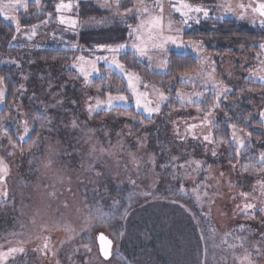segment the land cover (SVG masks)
Wrapping results in <instances>:
<instances>
[{
	"label": "rangeland",
	"instance_id": "1",
	"mask_svg": "<svg viewBox=\"0 0 264 264\" xmlns=\"http://www.w3.org/2000/svg\"><path fill=\"white\" fill-rule=\"evenodd\" d=\"M55 1L56 5L61 2ZM79 1L64 0L66 3L72 2L74 7L71 11L58 13V18L64 15L76 19L77 28L73 30L62 25L58 19L57 33L50 31L48 40L61 39L68 44V39L61 32L65 35L77 34L84 29L103 28L115 23L110 17L103 20L77 18ZM89 1L105 5V0ZM124 1L120 0L117 4L116 0H108L105 7L115 10V16L123 25L130 24L129 17L135 15L138 24L136 27L130 25V31L138 27L141 19L151 18L135 11V7L140 6L137 0H130L133 2L132 12L123 9ZM0 3L7 4L8 0H0ZM159 3L163 4V36L173 37L175 42H163L159 36L149 40L145 27L141 30L147 44V55L144 56L133 47L140 44L135 34L129 35L124 42L109 45H126L116 53L110 52L107 47H99L97 50L103 53L92 57L70 52L38 53L37 50L59 48L49 43L33 42L42 36L39 32L46 24L38 26L36 35L31 39L28 36L32 28L22 30L19 27L21 37L33 41L28 45L15 43L14 47L20 49L18 52L0 53V71L7 72L1 76L3 83L0 89H3L4 95L0 98V112L8 109V116L3 120L0 131V157L8 166L7 173L0 172V252H7L10 248L24 249L0 259V264H125L120 251L122 232L119 229L126 219L125 213L157 197L180 201L195 215L206 239L205 264H246L258 257L257 242L252 239L246 238L242 244L233 247L222 246V239L227 236L226 227L233 218H248L251 211L257 210L255 204L262 202L264 197L259 183L264 181V172L252 173L254 179L248 189L246 186H235V178L229 170L232 163L228 154H224L225 145L219 144L214 135H211L214 143H209L203 139L205 134L201 129L197 131L206 123H194L195 113L191 109H186L185 113L175 109L163 114L161 107L164 101L160 103V112L149 116L142 107L136 106V94L128 84L127 74L139 76L140 79L137 81L134 78L133 82L140 92L149 94L148 98L153 104L158 102L159 90L151 85L148 90L143 88L151 79V73L140 62L148 60L154 71L164 73L172 50L197 54L205 62L203 70L209 82L208 88L218 92L223 85L215 76L217 69L218 77L231 80L241 76L258 83L261 82L258 76H264V49L260 47L264 41L257 44L258 51L240 49V56L233 58L226 55L223 62L210 61L197 45L182 38L186 28L201 22L205 16L192 12V18L185 23L186 18L172 7L173 4L178 6L179 2L144 0V6L149 8L151 15L160 14ZM240 4H244L245 9H241ZM250 4L255 6L256 0H220L218 12L222 17L235 18L264 30V24L260 23L264 17L252 12L247 7ZM22 12H25L24 8L7 9V15L15 19H5L3 14L0 16L7 24L17 28L16 21H19ZM161 44L162 47L159 46ZM70 48V43L65 46L66 50ZM80 57L94 60L98 69L87 79L79 74L78 68L73 67L81 63ZM113 57L124 66L123 71L111 64ZM86 66L91 69V65ZM5 82L11 84L13 89L10 102L6 100ZM109 92L127 99L113 101L111 107L101 105L89 113L88 105L95 107L97 98L106 101ZM195 93L199 91L193 92V97H197ZM253 96L250 104L255 109H250L249 123L255 115H259V107L264 103V94L253 93ZM130 106L143 113L144 117L112 113L116 108ZM25 121L29 130L36 128L39 131L27 150L18 146L29 134L24 132ZM73 121L76 127H73ZM192 124L197 127L189 131L188 126ZM159 128L162 140L154 135ZM153 143L155 147H152ZM93 146L95 152L91 151ZM213 151L216 152L215 156L212 155ZM193 156H212L224 162L222 166L210 167L208 192L200 190L202 198L207 197L202 207L208 214L207 222L200 211L188 203L190 199L181 200L178 190H173L176 184L185 188V185L197 183L195 170L178 168L190 164ZM173 157L177 159L173 160ZM146 192L151 195H143ZM241 193H246L247 198ZM245 204L255 207L245 210ZM262 230L264 222L259 224V234ZM100 233L113 242V256L109 260L103 259L100 254L97 242ZM218 233L223 238H219ZM240 233L242 230L238 236ZM260 264H264V260Z\"/></svg>",
	"mask_w": 264,
	"mask_h": 264
},
{
	"label": "trees",
	"instance_id": "2",
	"mask_svg": "<svg viewBox=\"0 0 264 264\" xmlns=\"http://www.w3.org/2000/svg\"><path fill=\"white\" fill-rule=\"evenodd\" d=\"M175 1L180 3V0ZM219 1L183 0L184 3L194 7L200 6L207 9L209 15L204 17L201 22L191 24L186 28L182 32V38L197 45L207 59L215 60L216 63L223 62L226 55L233 58L236 55H242L240 49L251 48L258 51L257 44L264 41V30L257 26L247 25L235 18L220 16L218 12ZM132 3L130 0H125L122 4L123 9H132ZM55 6V0H40V4L28 1L27 11L20 13L19 27L22 30L33 28L34 25L46 24L39 32L42 36L35 41L32 40L35 44L49 43L51 46L59 47L51 50H37L38 53L41 51L70 52L92 57L95 54L103 53L97 50L100 45H115L128 40L129 26L136 27L138 24L135 15L129 17L130 24L123 25L119 22V17L115 16V10L106 8L94 1L80 0L76 9L77 18L103 20L110 17L115 20V23L103 28L84 29L77 34L65 35L61 32L60 34L68 39L71 46L69 50H66L65 46L69 43H63L61 39H47L50 37V31L57 33L58 12ZM44 21L48 22L43 23ZM32 41L23 39L21 34L17 32V28L7 24L0 16V53L18 52L20 49L14 47L15 43L24 42L25 45H28ZM203 62L192 51L183 53L172 50L168 56L164 73L154 71L148 60L140 62V64L151 73V79L147 81L146 85L148 87L151 85L168 97V100L162 103L161 112L163 114L175 109L185 113L186 109H191L195 113L193 122L201 123L205 114L208 113L209 105L218 103V107H215L208 116L211 124L204 123V127L197 128V131L201 129L205 135L211 133L219 144L225 145L226 152L224 154H228V159L232 163L229 170L235 178L233 184L237 187L246 186L248 189L254 179L252 173L261 172L260 169L264 168V163H258L259 154L264 153V119L260 115L264 113V103L259 107V115H255L253 121L249 123L250 109H255L250 101L254 98L253 93L264 94V83H257L241 76L228 80L218 77L219 70L217 69L215 76H217L218 82L223 85L222 87L230 89V91L223 92L217 102L216 95L220 92L214 88H208L209 82L204 74L205 62ZM217 67L218 65H216ZM6 74L7 72L0 71V77ZM225 80L227 82H224ZM4 86L8 94L6 100L10 102L13 98L11 94L13 89L8 82H5ZM148 87L143 86L147 90ZM198 91L202 97H193V92ZM189 95H191V100L188 99ZM227 100L229 101L227 102ZM230 107L233 109L229 110ZM112 113L144 117L143 113L134 106L116 108ZM7 116L8 109H3L0 112V131L3 120ZM233 124L236 125L237 137L245 141L246 146L244 148L238 149L237 142L232 140L233 130L230 126ZM161 128L154 133L160 137V140H162ZM28 133V137L23 140V143H18L20 149L27 150L39 135L36 128H31ZM152 147H155L154 143ZM237 151H239V155H237ZM161 161L164 162V160ZM195 161L200 162L198 168L193 163ZM223 164V160L217 157L193 156L190 164L178 166V168L188 167V171L195 170L198 181L196 184L185 185V188L176 184L173 190H178L181 200L190 199L188 203L200 211L206 222L208 214L202 210V207L204 198L207 197L202 198L200 190L204 189L208 192V179L211 176L210 167L222 166ZM245 165H255V167H249L245 171ZM197 193L200 196L199 200ZM255 206L257 210L251 211L248 218L240 216L232 219L226 227L228 232L225 238L222 237L221 233L217 235L219 238H223L222 246L233 247L242 244L246 238L257 242L258 257L251 264H260V261L264 260V230L259 234V224L264 222V197L262 202L256 203ZM119 229L122 232L120 251L125 264H205L207 245L201 225L195 215L180 201L157 197L145 204L136 205L129 210ZM241 230L242 234L240 233L241 236H238ZM246 264L249 263L246 262Z\"/></svg>",
	"mask_w": 264,
	"mask_h": 264
},
{
	"label": "snow or ice",
	"instance_id": "3",
	"mask_svg": "<svg viewBox=\"0 0 264 264\" xmlns=\"http://www.w3.org/2000/svg\"><path fill=\"white\" fill-rule=\"evenodd\" d=\"M120 0H116V3L119 4ZM36 4L40 3V0H35ZM137 4L140 5L139 7H135V11L140 13L142 16L144 15H148L151 18L148 20H144L141 19L138 27L136 29H132L129 32V35L132 36L133 34H135L137 36V39L140 40V44L137 45H133V47L137 48L140 55L144 56L147 55V44L144 41L143 36L141 35V30L145 29V27H147V32H148V39L149 40H153L155 38H157V36H159V38L163 41V42H167L168 40H172L173 42H175V38L173 37H165L163 36V4L159 3L157 4V6L159 7V11L160 14L158 15H151L149 8L147 6H144V0H137ZM27 6H28V0H8L7 4H3L0 3V14H3L5 16V19H15V17H9L7 15V9H18V8H24L25 11H27ZM104 6H108V0H105V5ZM56 7V11L59 12H64V11H71L74 7L72 2H64V0H61V2L55 6ZM172 7L174 8L175 11L180 12L186 19L184 20L185 23H187V19H191L192 17L190 16V13L192 12H196V13H203V15L205 17H207L209 15V12L207 9L200 7V6H192L190 4L184 3L183 0H180L179 5L177 6L176 4H173ZM239 7L241 9H245V5L244 4H240ZM247 7L251 8L252 12L254 13H258L261 17H264V0H256V5L252 6L251 4L248 5ZM127 12H132L133 9H127ZM51 15V14H49ZM243 18V17H241ZM59 23L62 25H66L69 28L75 30L77 28L78 25V21L72 17H66L64 15H60L59 16ZM48 21H44L43 23H47ZM103 21H101L102 23ZM261 24H264V20L260 21ZM17 24V32L20 31L19 28V21H16ZM38 27V25H34L32 28V32L31 35L28 36V39H31L32 36L36 35V28ZM169 28H171V21H169ZM157 30V31H153V30ZM27 35V34H26ZM15 38V37H14ZM157 45H153V47H156ZM160 47H162V44L159 45ZM73 47H76L75 45H73ZM99 47H107L108 50L112 53H116L118 51H120L121 49L125 48L126 45L124 44H120L116 47H111V46H107V45H100ZM260 47L262 49H264V44H261ZM81 63L80 64H76L73 65V67L78 68L79 70V74L83 75L85 77V79H87L88 76H90L93 72L98 71V69L95 68V61L94 60H85L84 57H80L79 58ZM97 59H104L107 61V57H98ZM111 64L115 65L116 67H118L119 69H121V71L124 70V66L122 64H119L117 62V60L115 59V57H113V59L111 60ZM86 65H91V69H89ZM214 71V69H213ZM127 74V73H126ZM128 75V84L129 86L133 89V91L136 94V106L138 108H143L144 111H146L149 116H151L152 114H156L160 112V103L163 101L168 100V97L165 96L162 92H157L158 95V102H156L155 104H153V101L151 99H149V94L147 92H140L137 87L136 84L133 82L134 78L135 80H139V76L132 73V74H127ZM211 75V74H209ZM184 78H190V77H184ZM258 79L264 83V76H258ZM3 83V77H0V84ZM145 87H148L147 85H145ZM217 87H220L219 85H217ZM230 91V89H227L226 87H223L220 89V93H218L216 95V101L218 102L220 100V95L223 92H227ZM4 95V91L3 89H0V98H2ZM197 97L202 96L201 93H195L194 94ZM91 99V98H90ZM127 99V97L125 96H113L111 94V92L108 93V98L106 101L104 100H100L99 98L96 99V103H95V107L92 104L88 105V111L89 113H92L93 111H95L96 109L100 108L101 105H108L109 107L112 106L113 101H125ZM189 100H191V95H189L188 97ZM57 103H62V101H57ZM218 107V103L216 104H212L209 105V109H208V113L205 114L204 120L201 122L202 124L206 123V124H211V121L208 119V116L211 114L212 110ZM262 119H264V113L260 114ZM25 128H24V132L25 134H27L29 132V128L27 127L28 122L25 121ZM142 123V122H141ZM76 122L73 121V127H76ZM197 127L196 124H192L188 126V130L191 131L192 129H195ZM232 128V140L237 142L238 145V149L239 148H244L245 145V141L241 138L237 137V133H236V125L233 124L230 126ZM249 135H251L249 133ZM20 139H23V137H20ZM203 139L209 143H214L211 133H209L208 135H205L203 137ZM92 152L96 151L95 146L92 147L91 149ZM101 152L104 151L103 148L100 149ZM212 155H216V152L213 151ZM237 155H239V151H237ZM177 159L176 157H173V160ZM196 167L198 168L200 166V162L199 161H195L193 162ZM258 163H264V153H260L259 154V160ZM233 167H235V165H233ZM249 167H255V165H245L244 166V170L247 171ZM261 172H264V168L260 169ZM0 172L3 173H7L8 172V166L4 163V160L2 157H0ZM97 175H99V173H97ZM133 184H135V181H132ZM261 184V188L262 190H264V181H260L259 182ZM181 191H183V189H181ZM195 191V189H194ZM6 195V193H5ZM143 195L145 196H149L151 195L150 192H146L143 193ZM242 196H244L245 198H247V194L246 193H241ZM197 199H200L199 194L197 193ZM114 203H118V201H114ZM173 203H175V201H173ZM245 210L251 209L253 207H255L253 204H245L244 206ZM125 215H127V212L125 213ZM99 242H100V250L103 253V255L105 257H108L110 255V247L112 245V240H110L107 236H105L103 233H101L98 237ZM45 248H47V244H45ZM23 252L24 249L23 248H10L7 252H0V259H5L8 256H10V254L15 253V252ZM246 260L249 259V257H245ZM249 264H251L250 260H249Z\"/></svg>",
	"mask_w": 264,
	"mask_h": 264
},
{
	"label": "water",
	"instance_id": "4",
	"mask_svg": "<svg viewBox=\"0 0 264 264\" xmlns=\"http://www.w3.org/2000/svg\"><path fill=\"white\" fill-rule=\"evenodd\" d=\"M100 234H101V233H100ZM100 234H99V235H100ZM99 235L97 236V242H98V246H99L100 254H101V256H102L103 259H105V260H109V259H111L112 255H113V242H112V245H111V247H110V249H109V251H110V255H109L108 257H105V256L103 255V253L101 252V250H100V242H99V239H98Z\"/></svg>",
	"mask_w": 264,
	"mask_h": 264
}]
</instances>
